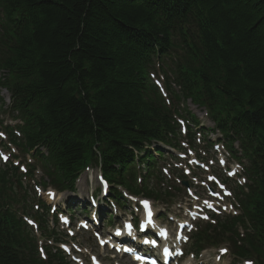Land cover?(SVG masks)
Instances as JSON below:
<instances>
[{
    "label": "trees",
    "instance_id": "trees-1",
    "mask_svg": "<svg viewBox=\"0 0 264 264\" xmlns=\"http://www.w3.org/2000/svg\"><path fill=\"white\" fill-rule=\"evenodd\" d=\"M0 6L8 14L7 85L28 146L48 150L58 185L71 186L96 151L107 179L117 182L134 162L126 146L174 131L147 64L170 50L177 19L195 26L201 43L182 66L189 88L203 86L210 106L229 114L264 162V0H0ZM9 180L7 167L0 168V183ZM244 208L264 238V178ZM28 251L31 264H42L30 231L0 208V264H29Z\"/></svg>",
    "mask_w": 264,
    "mask_h": 264
},
{
    "label": "rangeland",
    "instance_id": "rangeland-1",
    "mask_svg": "<svg viewBox=\"0 0 264 264\" xmlns=\"http://www.w3.org/2000/svg\"><path fill=\"white\" fill-rule=\"evenodd\" d=\"M2 95H1V97H2ZM191 109L195 113H197L199 115L200 120L202 121L203 124H206V127H211V126H209V123L206 120H203L204 114L201 111L195 110L193 108H191ZM82 181H85V183L87 184L88 188L81 184L80 187H78V194L81 197L79 198V197H76V196H72L71 198H75V199H78V200H85V198L83 197V194L85 195L87 193H90L91 190L96 188L95 174L84 175L83 178H82ZM68 198H66L64 200V203L68 200ZM82 239L86 241L87 245L92 246V247L95 246V242L93 240H87L86 237L84 236L83 238H80L79 241L81 242Z\"/></svg>",
    "mask_w": 264,
    "mask_h": 264
},
{
    "label": "snow or ice",
    "instance_id": "snow-or-ice-1",
    "mask_svg": "<svg viewBox=\"0 0 264 264\" xmlns=\"http://www.w3.org/2000/svg\"><path fill=\"white\" fill-rule=\"evenodd\" d=\"M0 135H2V134H0ZM4 158L7 159V157H4ZM142 203L144 204L145 208L148 210V217H149V222H150V218H151L152 213H151V209H150V206H149V202L148 201H142ZM205 218H207V217H205ZM128 228L131 229V225H128ZM165 251H167V250H165ZM222 251L226 252L227 249H223ZM140 258L141 257H137V259H140Z\"/></svg>",
    "mask_w": 264,
    "mask_h": 264
},
{
    "label": "bare ground",
    "instance_id": "bare-ground-1",
    "mask_svg": "<svg viewBox=\"0 0 264 264\" xmlns=\"http://www.w3.org/2000/svg\"><path fill=\"white\" fill-rule=\"evenodd\" d=\"M105 167V165H103Z\"/></svg>",
    "mask_w": 264,
    "mask_h": 264
}]
</instances>
